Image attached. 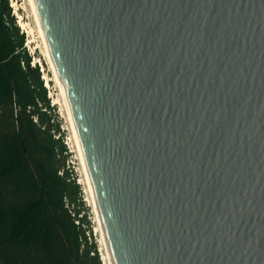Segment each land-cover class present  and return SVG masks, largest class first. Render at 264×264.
Masks as SVG:
<instances>
[{"label": "water", "instance_id": "obj_1", "mask_svg": "<svg viewBox=\"0 0 264 264\" xmlns=\"http://www.w3.org/2000/svg\"><path fill=\"white\" fill-rule=\"evenodd\" d=\"M112 264H264V0H34Z\"/></svg>", "mask_w": 264, "mask_h": 264}, {"label": "trees", "instance_id": "obj_2", "mask_svg": "<svg viewBox=\"0 0 264 264\" xmlns=\"http://www.w3.org/2000/svg\"><path fill=\"white\" fill-rule=\"evenodd\" d=\"M9 17L0 0V264H102L40 69Z\"/></svg>", "mask_w": 264, "mask_h": 264}, {"label": "rangeland", "instance_id": "obj_3", "mask_svg": "<svg viewBox=\"0 0 264 264\" xmlns=\"http://www.w3.org/2000/svg\"><path fill=\"white\" fill-rule=\"evenodd\" d=\"M10 2V19H14L20 27V33L25 34V46L32 57V65L39 67L41 78L48 91L51 99L52 111L55 115V121L61 128V135L68 148L66 154V165L72 176L81 186L82 197V214L87 218L85 228L89 236V242L97 246L102 264H109L107 259L106 248L103 243L102 233L99 222L93 206V200L86 181L82 160L79 154L73 133L70 117L63 99L56 74L48 58L46 48L41 37L39 27L35 20L29 0H9ZM9 11V9H7ZM59 137L60 133H56Z\"/></svg>", "mask_w": 264, "mask_h": 264}, {"label": "bare ground", "instance_id": "obj_4", "mask_svg": "<svg viewBox=\"0 0 264 264\" xmlns=\"http://www.w3.org/2000/svg\"><path fill=\"white\" fill-rule=\"evenodd\" d=\"M29 2H30V6L32 8L35 20H36L37 25L39 27V31H40L41 37L43 39V42H44V45H45V48H46V52H47L48 58L50 59V63L52 64V67H53L54 72L56 74L57 81H58V84L60 86V89H61V92H62V95H63V99L65 101V105H66V108H67V111H68V114H69V117H70L73 133H74V136H75L76 144L78 146L79 154H80V157H81V160H82L84 173H85V176H86V181H87V184H88V187H89V191H90V194H91V197H92V200H93V204H94L93 206L95 207V212H96L97 219H98V222H99L100 231L102 233L103 243H104V246L106 248L108 263L112 264L111 259H110V254H109V251H108V246H107L106 239H105V236H104V232H103V229H102V224H101V221H100V216H99V213H98L96 200H95V197H94L92 184H91L90 177H89V174H88V170H87V167H86V162H85V159H84V155H83L82 148H81V145H80V141H79L76 125H75V122H74V118L72 116V112H71L70 105H69V102H68V99H67V96H66V92H65L64 86L62 84V81H61V79H60V77L58 75V72L56 70L54 62L52 60V56H51V53H50V49H49V46H48L46 35H45V32H44L40 17L38 15V11H37V7H36V4H35V1L34 0H29Z\"/></svg>", "mask_w": 264, "mask_h": 264}]
</instances>
